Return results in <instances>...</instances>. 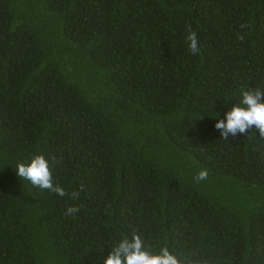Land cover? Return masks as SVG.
Segmentation results:
<instances>
[{
	"label": "trees",
	"instance_id": "16d2710c",
	"mask_svg": "<svg viewBox=\"0 0 264 264\" xmlns=\"http://www.w3.org/2000/svg\"><path fill=\"white\" fill-rule=\"evenodd\" d=\"M256 88L264 0H0V264H103L133 231L264 264V139L215 128ZM41 154L68 195L17 175Z\"/></svg>",
	"mask_w": 264,
	"mask_h": 264
},
{
	"label": "clouds",
	"instance_id": "9594fccd",
	"mask_svg": "<svg viewBox=\"0 0 264 264\" xmlns=\"http://www.w3.org/2000/svg\"><path fill=\"white\" fill-rule=\"evenodd\" d=\"M246 27L250 26L241 25V28ZM188 30L189 49L195 55L200 51L198 36L191 30V26ZM239 38L243 39V36ZM253 126L259 130V138L264 139V89L261 88L242 90L241 99L226 113V120L220 119L215 124V128L221 131V137L224 139H228L230 135L243 134ZM56 163L53 158L52 166L54 167ZM15 169L20 178L30 181L36 187L49 190L61 197L68 195L62 186L54 183L49 160L42 154L34 156L30 163H19ZM207 176V169H202L194 179L199 182L207 179ZM71 196L78 199L79 193L73 192ZM78 211V207L71 206L66 214L71 215ZM103 264H185V262L167 246L154 251L145 243L138 231H133L130 238L125 236L112 247Z\"/></svg>",
	"mask_w": 264,
	"mask_h": 264
}]
</instances>
